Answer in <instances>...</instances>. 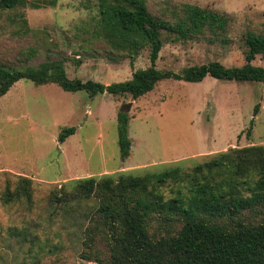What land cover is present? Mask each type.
<instances>
[{"label":"rangeland","instance_id":"374dc122","mask_svg":"<svg viewBox=\"0 0 264 264\" xmlns=\"http://www.w3.org/2000/svg\"><path fill=\"white\" fill-rule=\"evenodd\" d=\"M44 1L54 4L0 8L1 66L22 69L58 60L69 79L103 85L129 81L133 72L150 67L149 49L130 56L100 33L98 0ZM144 1L149 13L172 27L189 25L186 5L228 20L222 30L204 28L186 38L162 30L163 47L155 63L162 72L180 74L214 61L241 67L246 33H262L264 0ZM252 65L264 68V57L256 56ZM129 103L125 114L131 148L122 161L117 115ZM65 128H75V133L58 143ZM247 146H264L263 83L210 76L199 83L165 79L132 100L108 93L90 98L84 91L20 80L0 97V264H98L82 255L95 201L62 207L50 202L51 191L71 190L67 185L72 180L158 172L177 162L187 169L229 148ZM20 177L33 182L31 201L4 204L5 189H13Z\"/></svg>","mask_w":264,"mask_h":264},{"label":"trees","instance_id":"16d2710c","mask_svg":"<svg viewBox=\"0 0 264 264\" xmlns=\"http://www.w3.org/2000/svg\"><path fill=\"white\" fill-rule=\"evenodd\" d=\"M54 1L0 0L2 10L18 6L40 9ZM98 30L115 49L136 56L149 49L150 67L133 72L129 81L103 85L71 80L61 61H47L22 69L0 65V97L20 80L55 84L65 92L84 91L90 98L108 93L137 100L158 82L173 79L199 83L210 76L218 81L264 84V68L252 65L264 57L262 33L247 32L241 67L226 68L210 62L184 69L180 74L155 69L163 47L162 30L186 38L204 28L224 29L227 18L198 6H185L186 23L175 27L149 13L144 0H98ZM258 105L254 107V115ZM118 146L121 160L129 157V116L118 113ZM75 133L63 129L58 143ZM247 136L249 134L247 133ZM33 182L20 177L2 195L4 204L31 201ZM51 191L50 202L62 207L93 199L82 239V255L98 264H264V146L229 148L192 168L177 162L160 171L134 175L120 172L72 180Z\"/></svg>","mask_w":264,"mask_h":264},{"label":"water","instance_id":"95a60500","mask_svg":"<svg viewBox=\"0 0 264 264\" xmlns=\"http://www.w3.org/2000/svg\"><path fill=\"white\" fill-rule=\"evenodd\" d=\"M130 107H131V103H129V104H124L123 106H122V108H121V113H126L129 109H130Z\"/></svg>","mask_w":264,"mask_h":264}]
</instances>
